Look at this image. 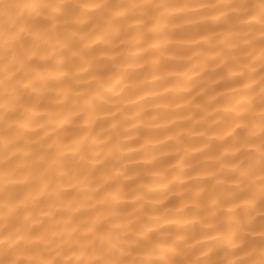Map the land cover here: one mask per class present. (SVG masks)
Instances as JSON below:
<instances>
[{"label":"clouds","instance_id":"9594fccd","mask_svg":"<svg viewBox=\"0 0 264 264\" xmlns=\"http://www.w3.org/2000/svg\"><path fill=\"white\" fill-rule=\"evenodd\" d=\"M0 264H264V0H0Z\"/></svg>","mask_w":264,"mask_h":264}]
</instances>
